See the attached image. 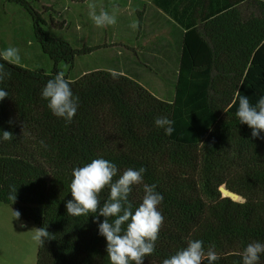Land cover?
<instances>
[{"label":"trees","instance_id":"16d2710c","mask_svg":"<svg viewBox=\"0 0 264 264\" xmlns=\"http://www.w3.org/2000/svg\"><path fill=\"white\" fill-rule=\"evenodd\" d=\"M9 1L54 62L0 48V201L38 225L37 264H264V0L189 28L171 99L115 68L71 77L98 46Z\"/></svg>","mask_w":264,"mask_h":264},{"label":"crops","instance_id":"0c3cea01","mask_svg":"<svg viewBox=\"0 0 264 264\" xmlns=\"http://www.w3.org/2000/svg\"><path fill=\"white\" fill-rule=\"evenodd\" d=\"M69 3L73 2L63 0L57 6L37 10L45 12L46 18L48 16L55 18V15L62 16L64 9H70ZM86 3L85 13L90 16L87 22H92L93 14L95 18L103 19L106 10L114 8L117 21L110 23L115 28L116 37L119 36L113 42H108L106 38L103 40V31L108 25L102 22L96 31L90 24L89 31L96 35L90 34L94 36L95 41L89 46L107 48L114 44L121 49L115 53L105 52L103 57L110 58L111 62L85 68L83 73L96 67L115 68L137 79L152 91L154 89L145 83L147 80L158 83L162 92L166 93L170 90L168 99L174 96L173 83L178 74L184 36L190 30L189 28L199 27L203 20L236 7L241 8L243 15L250 14L254 5L253 0H87ZM43 5L44 2L41 6ZM60 21L66 26L68 19ZM197 35L199 37V33ZM19 36L15 30L14 39L16 40L10 46L14 52L20 45V42L17 43ZM9 60L17 63L14 59ZM151 74L157 75L156 81L151 79Z\"/></svg>","mask_w":264,"mask_h":264},{"label":"rangeland","instance_id":"374dc122","mask_svg":"<svg viewBox=\"0 0 264 264\" xmlns=\"http://www.w3.org/2000/svg\"><path fill=\"white\" fill-rule=\"evenodd\" d=\"M28 1H31L35 8L42 9L41 4L43 2L35 0ZM69 4L70 9H64L62 16L55 15L56 20L68 19L67 25L63 28L52 27L51 24L47 26L53 35L69 39L75 47L89 46L95 41L94 36H90V34L96 35L89 31L91 28L89 25L92 24V28L97 31L102 22H104L109 27L105 25L102 39L105 40L106 38L108 42H113L119 37H116L115 28L110 23L117 21L115 20L117 18L114 8H108L103 19L99 17L95 18L93 14L92 22H87V20H90V16L86 15L84 9L87 3ZM46 19L49 22L51 20L49 16ZM15 30L20 35L18 37L19 41L17 40V43L20 42V45L17 46L16 52L13 51V48H10L16 40L14 39ZM136 37L138 38V36ZM0 41L2 53L8 59L16 60L21 66L27 68H44L47 71L53 69V60L35 41L31 15L20 4L9 0H0ZM120 49L121 47L114 44L107 48L98 47L93 52L78 55L73 68L69 69V65H65L64 63L61 65V69L69 73L71 77H78L83 73L85 68L97 64H108L111 62L110 58L103 57V54L105 52L107 54L108 52H119ZM126 52L131 53L129 51ZM155 71L157 72L156 69ZM157 78V75L151 74V79L156 81ZM145 83L150 85L159 97L168 99L170 90L165 93L159 89L158 83L148 80ZM39 242L40 230L38 225L34 221L26 220L18 212L14 204H6L0 201V264H37Z\"/></svg>","mask_w":264,"mask_h":264},{"label":"water","instance_id":"95a60500","mask_svg":"<svg viewBox=\"0 0 264 264\" xmlns=\"http://www.w3.org/2000/svg\"><path fill=\"white\" fill-rule=\"evenodd\" d=\"M220 190L224 196H229L234 200H239V201L244 200V198L240 194L230 190L226 185H221Z\"/></svg>","mask_w":264,"mask_h":264}]
</instances>
